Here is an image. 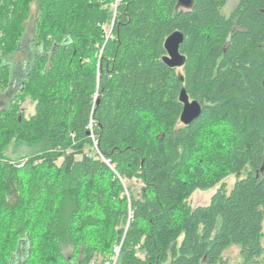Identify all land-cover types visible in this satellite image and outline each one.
Returning a JSON list of instances; mask_svg holds the SVG:
<instances>
[{
  "label": "trees",
  "instance_id": "trees-1",
  "mask_svg": "<svg viewBox=\"0 0 264 264\" xmlns=\"http://www.w3.org/2000/svg\"><path fill=\"white\" fill-rule=\"evenodd\" d=\"M192 1L0 0L6 89L37 13L26 77L0 112V264H230L231 246L264 264V0L229 15L227 0ZM174 31L181 71L161 61ZM178 73L201 105L189 126ZM11 145L25 152L10 158Z\"/></svg>",
  "mask_w": 264,
  "mask_h": 264
},
{
  "label": "rangeland",
  "instance_id": "rangeland-1",
  "mask_svg": "<svg viewBox=\"0 0 264 264\" xmlns=\"http://www.w3.org/2000/svg\"><path fill=\"white\" fill-rule=\"evenodd\" d=\"M238 0H227L226 6L223 10V13L225 15H229L235 8L236 4H237ZM35 3H32L30 5L31 7V18L27 21L26 23V27H25V33H24V37L23 40L21 42V51H25V52H33L32 51V46H31V42H32V37L34 34V23H35V19L37 18V13L35 11L36 7H35ZM112 28V24H106L104 25V31L105 33L108 35L110 33V30ZM1 53H0V60H1ZM21 67H23V69L26 66V57H23L22 62L20 64ZM27 68V67H26ZM0 75H1V70H0ZM6 86L5 84L3 85V83L0 82V94H4L6 92ZM9 98V97H8ZM8 98L6 101H8ZM2 99V98H1ZM16 104L20 107L23 115L25 118H28L29 116H31L34 113V107L35 104L32 100H30L28 97L26 99H22L21 98V94L18 97V99L16 100ZM5 107V105H1L0 106V110H2ZM9 151L7 152V155L10 158H16L17 156H22L25 152V150L20 149V150H16V148L11 145L10 148L8 149ZM235 177L234 176H229L225 179L226 182V186H227V190L229 191L234 183H235ZM127 186L133 190L134 193H138L141 185L138 181H132L130 183H127ZM216 189H211L208 191H196L193 193V195L191 196L189 203L190 205L194 208L197 206H206L209 203V200L211 198V196L214 194ZM262 244L264 246V239L262 241ZM223 258L226 259L230 264H241L242 260L239 256V250L237 247L235 246H231L229 247L224 253H223ZM100 263V258H98L96 260L95 264H99Z\"/></svg>",
  "mask_w": 264,
  "mask_h": 264
},
{
  "label": "water",
  "instance_id": "water-1",
  "mask_svg": "<svg viewBox=\"0 0 264 264\" xmlns=\"http://www.w3.org/2000/svg\"><path fill=\"white\" fill-rule=\"evenodd\" d=\"M192 5V0H178L177 9L187 11L192 8ZM183 39V34L180 31H174L165 38L163 42L164 55L161 57V61L168 69L181 71V69L186 64V57L180 52V47L183 43ZM22 52L24 57H26V59H28L29 61V56L32 55V52ZM26 69H23V67L21 66H17L16 68L11 67L9 84V88L11 87V91H9L11 100L15 96L18 87L23 83L26 77ZM177 78L181 86L178 95V103L181 105L179 124L182 126H189L201 115V105L197 101L190 99L189 95L187 94L185 89V78L183 74L178 73ZM13 83L16 84L14 89L12 88ZM263 170L264 165L261 168V171Z\"/></svg>",
  "mask_w": 264,
  "mask_h": 264
},
{
  "label": "flooded vegetation",
  "instance_id": "flooded-vegetation-1",
  "mask_svg": "<svg viewBox=\"0 0 264 264\" xmlns=\"http://www.w3.org/2000/svg\"><path fill=\"white\" fill-rule=\"evenodd\" d=\"M23 57H24V55H23V52L21 51V45H19L18 49L8 58L7 63L10 65V68L11 67L16 68L17 66H20L17 64H20L22 62ZM15 86H16V84L13 83L12 88L14 89ZM9 91H11V87L10 88L8 87V89L6 90V92L4 94L3 93L0 94V106L3 104L5 105V107L2 110H0V112L7 109V107L12 103L11 102V95L9 94ZM7 98H8V101L4 102L7 100Z\"/></svg>",
  "mask_w": 264,
  "mask_h": 264
},
{
  "label": "bare ground",
  "instance_id": "bare-ground-1",
  "mask_svg": "<svg viewBox=\"0 0 264 264\" xmlns=\"http://www.w3.org/2000/svg\"><path fill=\"white\" fill-rule=\"evenodd\" d=\"M115 247H116V246H115ZM113 249H114V248H113ZM112 252H113V251H112ZM114 252H115V251H114ZM112 254H114V253H112ZM112 256H113V255H112ZM112 256H111V257H112ZM111 259H112V258H111ZM109 261H110V260H109Z\"/></svg>",
  "mask_w": 264,
  "mask_h": 264
}]
</instances>
